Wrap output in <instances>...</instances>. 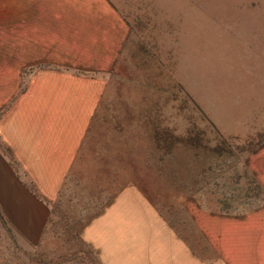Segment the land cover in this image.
Instances as JSON below:
<instances>
[{
    "label": "rangeland",
    "instance_id": "374dc122",
    "mask_svg": "<svg viewBox=\"0 0 264 264\" xmlns=\"http://www.w3.org/2000/svg\"><path fill=\"white\" fill-rule=\"evenodd\" d=\"M98 2L112 37L56 61L100 89L90 154L55 190L47 251L0 235V264H96L86 233L105 217L168 230L179 264H264V0Z\"/></svg>",
    "mask_w": 264,
    "mask_h": 264
},
{
    "label": "crops",
    "instance_id": "0c3cea01",
    "mask_svg": "<svg viewBox=\"0 0 264 264\" xmlns=\"http://www.w3.org/2000/svg\"><path fill=\"white\" fill-rule=\"evenodd\" d=\"M98 1L4 0L0 6V235L13 236L23 249L47 251L55 190L78 164L76 157L90 154L89 130L98 119L100 89L56 61H92L95 57L82 51L101 34L112 37L98 31V21L106 12L112 19L114 10ZM120 22L117 18L118 29ZM40 61L52 66L22 72ZM105 218L96 231L86 233L96 264L183 261L184 248L170 244L168 230L154 234L147 224L139 231L121 229L115 217H107L114 221L109 227ZM48 259L43 264H59Z\"/></svg>",
    "mask_w": 264,
    "mask_h": 264
}]
</instances>
